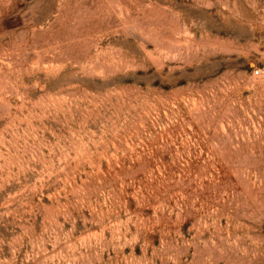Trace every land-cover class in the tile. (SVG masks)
I'll return each instance as SVG.
<instances>
[{"label": "rangeland", "instance_id": "1", "mask_svg": "<svg viewBox=\"0 0 264 264\" xmlns=\"http://www.w3.org/2000/svg\"><path fill=\"white\" fill-rule=\"evenodd\" d=\"M264 0H0V264H264Z\"/></svg>", "mask_w": 264, "mask_h": 264}, {"label": "built area", "instance_id": "2", "mask_svg": "<svg viewBox=\"0 0 264 264\" xmlns=\"http://www.w3.org/2000/svg\"><path fill=\"white\" fill-rule=\"evenodd\" d=\"M264 71L263 70H255L254 73L255 75H260L262 74Z\"/></svg>", "mask_w": 264, "mask_h": 264}]
</instances>
